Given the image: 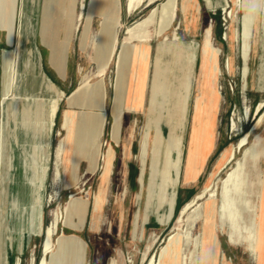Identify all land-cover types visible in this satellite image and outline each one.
<instances>
[{"label": "rangeland", "instance_id": "1", "mask_svg": "<svg viewBox=\"0 0 264 264\" xmlns=\"http://www.w3.org/2000/svg\"><path fill=\"white\" fill-rule=\"evenodd\" d=\"M161 1L153 0V4L147 3V6L127 17L118 28V38H122L126 26L141 19L150 7ZM36 2L35 26H38L42 8L41 24L46 27L49 22H54L57 8H65L71 13L75 8L83 20V13L87 9L89 12L91 0ZM127 2L118 0L116 7L126 10ZM21 6V0H0V27L8 28V31L0 30V54L3 49L13 47L18 25L22 21ZM263 14L261 0H213L210 6L205 0H189L188 3L178 0L176 17L168 23L167 28L160 29L154 20L149 26L150 64L141 105L139 109L123 111L119 143H115L111 136L112 124L115 119L118 121L115 110V116L110 112L116 76L114 59L103 76L106 122L98 139L100 151L98 166L94 171L89 158L79 153L75 125L83 121L87 111L98 105L90 97L93 86L91 89L89 83L99 79L95 72L101 63L100 52L104 46H98L95 55L92 39L98 31L100 20L94 17L86 47L78 46L77 39L66 50L52 47V63L58 69L63 66L62 53H67L63 55L66 61L62 82L48 71L50 48L36 46L41 73L63 91L50 131L46 177L47 159L42 150V135L53 93L44 89L31 63L25 62L23 48L14 80L15 93L3 103L0 68V264H42L44 257V264H51V252L43 254V241L58 207L59 212L63 209V217L56 232L64 234L65 238L76 235L83 240V264H144L151 256H155L153 264H158L162 246L168 243L169 234L174 235L175 239L179 237V242L177 244L174 239L170 243L173 251L168 260H162L161 264H264V21L258 19ZM207 28L210 29L208 41L211 50L217 51L216 74L211 68L210 52L204 53ZM173 33L177 35L176 40ZM80 34L81 31H77L76 38H80ZM157 43L156 56L159 57H155L153 74L149 79ZM172 46L179 48L180 59L174 57ZM63 50L65 52L61 53ZM247 52H250L247 60L249 73L244 80ZM188 54L192 57V65L186 79L181 70L185 68ZM167 63L176 78H171L169 90L161 88L157 94L153 90V82H157V76H162L166 71ZM87 72L92 73L85 75L90 76L89 83L75 95L74 102L78 105L70 103L67 96L79 85L82 73ZM129 75L131 78V73ZM26 78L28 83L24 82ZM129 82L131 84V79ZM173 82L175 87L172 86ZM182 84L186 86L183 104L179 95ZM216 93L217 109L212 106ZM149 94L144 126V110ZM83 100L87 103L84 107L81 105ZM246 106L248 114L245 113ZM64 110L73 112H64L65 125L60 127ZM258 120L259 123L255 125ZM133 121L135 126L130 128L135 127L133 143L129 130L128 142L123 147L125 131ZM149 123L152 125L151 136L147 140ZM155 125L161 126L167 140L172 130L176 132L171 125L181 126L178 176L174 181L173 196L170 197L157 181L150 187L153 182L150 169L151 137ZM246 134V145L242 149L237 148L233 158L221 166L219 161L222 154L235 147ZM59 141L62 151L57 157ZM109 146L114 149V157L108 181H104L103 153ZM92 148L93 145L91 151ZM190 151L194 154V161L187 174ZM62 155L64 168H60L61 173L55 166ZM208 183L213 194L207 191L196 198V202L184 213L182 227L174 230L175 219L184 204ZM71 193H75L77 201L87 203L84 222L77 230L64 222L69 218L78 222L72 205L68 212L65 211L67 203L71 201ZM24 234L28 235L23 239ZM31 234L37 235L27 241ZM58 234L53 235L55 243ZM57 245L54 244L53 248ZM63 264H76L74 256H66Z\"/></svg>", "mask_w": 264, "mask_h": 264}, {"label": "bare ground", "instance_id": "2", "mask_svg": "<svg viewBox=\"0 0 264 264\" xmlns=\"http://www.w3.org/2000/svg\"><path fill=\"white\" fill-rule=\"evenodd\" d=\"M21 1L23 4V6H21V18H22V22L24 23V21H26V19H25L26 12L29 11L30 9H33L34 6L37 5V2H36V0H21ZM142 1L143 0H128L126 8L128 9L129 12H131L135 8H138V6L142 3ZM188 1L189 0H186V3H188ZM205 1L207 2V4L209 6L213 4V0H205ZM152 2H153V0H150L148 3H152ZM222 2L225 3L224 1H222ZM117 3H118V0H91L89 12L91 13V12H95L97 10H102V9H104V7H107L109 9V4H110V7L113 8V7L117 6ZM177 3H178V0H162L157 5H153L152 7H150L145 16H143L141 19H138L133 25L126 27L124 40L127 41V40L137 38L138 40H147L148 41L149 36H150L149 26L154 20H156L160 29L167 28L168 23L174 21V19L176 17ZM262 8L264 9V0H261V9ZM258 19L260 22L262 21V19L264 21V14L262 15V17H260ZM88 21H89V15L87 18V22ZM109 22H110V20L108 18L107 20H104L103 25L105 23H109ZM249 24H250V22H249ZM21 28H23V26L22 27L20 26V29L18 28V32L16 31L17 33L15 36V41H14L13 47L10 50L3 49L1 54H0V64H1L0 68H1V75H2V77H1L2 101L4 103V101L10 95H13L15 93V91L13 90L14 89V80H15V77H16V74L18 71V63L20 60V56H21L23 48H24L25 62H30L32 67H33V70L39 76H41L40 79L42 80L44 89L53 93V97H52V100H51L50 105H49V113L47 116V120L45 122L46 124H45L44 132L42 135V142H43V146H42L43 149L42 150H43V153L45 154V160H46L47 156H48L50 125H51V121L53 118L55 108H56L57 103L63 94V91H61L52 81L48 80L43 74L42 75L39 74L40 73V71H39L40 69H38L40 67L39 62H38L39 58L37 56V53L34 49L33 44L31 46H29L28 48H25L22 45L23 44V34H25L26 32L23 33ZM205 33H206V35H205L206 40L204 43V53L210 52V60L212 63L211 68L214 71V74H216L218 71V67H217V63H216L217 51L214 49L211 50L210 43L208 41L210 29L207 28ZM173 35H174L173 39L176 40L177 35L174 33H173ZM165 39H167L166 36H165ZM24 40H26V39L24 38ZM105 43L106 44H105L103 50L100 52L102 60H101V63L99 65L97 72L95 73L100 78L93 85V89H92L91 94H90L91 99L94 102L95 101L98 102L97 108L102 107L103 98H104V89L102 86V76L105 73L106 67H107L109 61L111 60L114 52L115 51L117 52V50H116V38L115 37L112 39L111 42L109 41V43L108 42H105ZM171 51H172V53L176 59L181 58L180 54H179L180 53L179 48L172 46ZM250 52L249 53L247 52V54H245L246 55L245 56V67L243 68L244 69V73H243L244 74V80H246L248 73H249V68L247 66V60L250 57ZM120 54L121 53L119 52L118 57H117V63L120 61ZM147 55H148V47H147ZM156 57L158 59L159 56H156ZM35 60H36V62H35ZM186 61L187 62H186L185 68L184 69L182 68L181 73L185 74L184 78L187 79L188 78V70H190V67L192 65V57L190 56V54H188L186 56ZM227 66H228V60H227ZM167 67L168 68H166V71L163 72L162 76H157L158 77L157 82L152 81L153 82V90L157 94H158V92H160L161 88H167V90H169L171 87V84H172L171 78H173L174 80L176 78L174 76L173 72H171L170 65L168 63H167ZM186 70H187V72H186ZM89 79H90V76H85L82 79V81L79 83V85L67 97L69 102L74 101V99H76L75 95L80 90H82L87 83H89ZM118 84H119V82H118ZM118 84L116 81L115 87H114L116 92H117L116 95L118 94V89H119ZM245 85H244V88H245ZM172 86L175 87L174 82H173ZM185 89H186V86H184L182 84L180 86V90H179V95L182 97L180 103H182V104H183V100H184ZM116 98H118V97H116ZM85 104H87V103L83 100L81 105L83 106ZM120 104H121L120 101L116 99V103H115L114 107L121 106ZM212 104H213L212 106L217 109V106H218L217 93L214 95ZM19 107H20V103L18 102L17 108L19 109ZM94 108L91 111H87L85 116H84L83 121L79 122V124L76 123V125H75V127L77 129V136L75 137V141L79 145V148H80L79 153L81 155H83V157H87V158L90 154H92V153H90V151H91L90 149H91L92 145L94 146V148H92L94 154L96 152L98 153V151L100 149V144L98 142V139H99L100 130H101V127H102L103 121H104L102 113H100L97 110H94ZM97 108H95V109H97ZM247 108L248 107L246 106V108H245L246 114H248ZM112 114L115 116L114 108L112 109ZM260 120H261V118H260ZM260 120H258L255 125H257ZM64 125H65V120L62 123L63 127H64ZM234 125H235V122L233 120L232 126H234ZM151 127H152V125H151V123H149L147 125V128H148L147 140H148V138L150 139V136H151V133H150ZM180 127H181L180 125H171V129L174 128V130L176 132H174L172 130L170 132L171 133L170 138H169V140H167V137H165L163 132H162L161 126L155 125V129H154L155 131H154L153 136L151 137V140H152V147H151L152 148V158H151V168L150 169H151V176H152L153 182L150 183V187H151V185L154 186V184H156V181H157L158 185L162 186V188L167 191L168 197H170V195L173 196L174 181L178 176V166L180 163L179 144L181 142V138H180L181 135L179 132ZM119 128H120L119 122L115 119L113 124H112V129H111V136H112L113 140L115 141V143H117L119 140ZM134 128L135 127H133L129 132L132 136V139H131L132 143H133V138H134V130H135ZM176 129H178V130H176ZM247 135L248 134L242 136V138L240 139V141L238 142V144L235 147L231 148L228 151H225L222 154L220 161H219L221 166L225 162L229 161L231 159V157L233 158V156L236 153L237 148L242 149V147L244 145H246ZM210 139L213 140L212 136H210ZM212 140L210 141L208 151H210V149H211ZM142 143H143V140H142ZM131 149H132V145H131L129 150L131 151ZM61 151H62L61 141H59V144H58L57 149H56V156L57 157L60 155ZM113 154H114V149L111 146H109L107 151L103 153V159L105 161V166H104V171L102 173V177H103L104 181H108V176L111 172V163H112V159H113ZM130 155L131 154L129 153V156ZM193 161H194V154L190 151V153L188 155V161H187V169H186L187 174L190 173V170L193 166ZM244 168H245V166H244ZM242 182H243V180H242ZM246 182H248V180ZM207 191L210 192V195L213 194V191L211 190L209 183L206 184L201 189V191L198 192L191 200H189L188 202H186L184 204V206L182 207V209L180 211V214L175 219L174 230L180 229L182 227L183 216H184V213L186 212V210L189 208V206L193 202L194 203L196 202L195 201L196 198L202 197ZM74 196H75V193H71V195H70L71 201H69L67 203V206L65 207V211L68 212L70 206L72 205V207L74 209V213L77 214V216H78L77 217L78 222L72 221L71 218H69L68 221L64 220V222H66L67 225H69L72 229L77 230V229L81 228V226L84 222L85 213L87 211V203L85 201L84 202L77 201L76 198H74ZM241 196H242V194H241ZM97 201H98V199H97ZM96 204H97V202H96ZM236 205H237V203H236ZM60 213H61V215H60ZM62 217H63V209L61 208V210L59 212V207H58L53 213V220H52L51 226H48V228L46 230V234L44 236L45 238L43 241V254L46 255L47 253L51 252V254H50V263L51 264H63L65 257L68 256L69 254H72V256H74L76 264H83V262L85 260V244H84L83 240L79 236H76V235L65 238L64 234L59 235L56 232V230L58 228V223L60 221V218H62ZM244 218H245V216H244ZM225 219H227V218H225ZM54 234L59 235L58 238L56 239L57 240L56 243H55V239L53 238ZM168 236H169L168 243L162 246V250H161L160 255H159L160 259H159L158 264H161L162 260H168L170 254L173 251L170 248V243L175 239L174 238L175 236L172 234H169ZM231 238H232V236H231ZM242 240H243V238H242ZM175 242L178 244L179 237H177L175 239ZM54 244H58V245L55 248H53ZM172 248H173V246H172ZM44 261H46L45 257L43 258L42 264H44ZM154 261H155V256H151L150 260L146 261L144 264H153ZM110 264H117V263L111 262Z\"/></svg>", "mask_w": 264, "mask_h": 264}, {"label": "crops", "instance_id": "3", "mask_svg": "<svg viewBox=\"0 0 264 264\" xmlns=\"http://www.w3.org/2000/svg\"><path fill=\"white\" fill-rule=\"evenodd\" d=\"M144 1H145V3H144ZM149 1L150 0H148V2ZM148 2H147V0H143L142 3L140 4L141 6L139 5L138 8H135L131 12H129L127 8H126V10H125V8L121 9L120 6H119V8H117L115 6L113 8H109V9L105 8V9L97 10V11L91 12V13L87 12L88 11V9H87V11H85V13H83V18H82L83 20H81L80 16L77 15L75 8H74L73 13H71L69 11L67 12V10H65V8H57V11L55 13L54 22H49V24H47L46 27H44L43 24H41L42 8L39 11L38 26L37 27L35 26V19L37 16V12H36L35 7H34L33 9H30L29 11L26 12V15H25L26 21H24V23L21 21L20 24L18 25L19 29H20V26L21 27L23 26V28H21L23 33L26 32L25 34H23V44H22L25 48H28L29 46H31L33 44V46L35 47V51L37 53V56H39V51L36 48L37 45L40 47H49L50 48V56L48 59L49 60L48 61L49 62L48 71L53 73L55 75L54 77L59 79L61 82L64 81L62 75H64V72H65V61H66V59H64L66 56L64 57L63 55H67V53L64 50L60 51L61 53L62 52H65V53L64 54L62 53L63 66L58 69L52 63V59H51L52 47L64 48L66 50V48L71 46L73 41H75L76 39L78 41L77 42L78 46H81V48L86 47L87 43H88L87 42V37L89 35L88 33L92 28V24H93L92 22H93L94 17H97L100 20L98 23V27H99L98 31H96L95 36L92 39V44H93V48L95 51V55L97 54L96 49L98 46H105V44H106L105 42L109 43V41L111 42L114 37L116 38V50H117V52L116 51L114 52L109 63L112 61V59L115 60V67H114L115 68V74H116L115 83H116V81H117V84L119 82L118 85L120 87L117 100H119L121 102V104H120L121 106L114 107L115 103H116V93H117L115 89H113V97H112L111 104H110V112H112V109L114 108V110L118 116V122L120 125L119 140L117 143H119L121 140V127H122L121 118H122L123 111L127 110V109L128 110L129 109L134 110V109L140 108L141 99H142L143 92L145 89L146 78L148 79V71H149V64H150V61H149L150 60L149 59V57H150V43L147 40H138L137 38L125 41L124 40L125 31H124V35L122 36V38L119 39L118 38V28L122 26L123 22H125L127 17H129L134 11L138 10L139 8L147 6ZM61 15H63L64 18H60ZM76 15H77V17H76ZM88 15H89V21L87 22ZM108 18H109L110 22L105 23L103 25L104 20H107ZM83 21H85V22H83ZM136 21H133V23L131 25H133ZM14 22H15V17L13 20V25H14ZM3 29L8 31L7 27L1 26L0 30H3ZM79 30L81 31L80 36L82 38L81 37L76 38L77 37V31H79ZM35 31H36V34H35ZM191 33L194 34L192 31H191ZM24 38L26 40H24ZM158 43H157V46L155 49L154 58L151 62L152 69L150 72L149 79H151L152 74H153V70H154L153 63H154V60H155V57L157 54ZM118 45H119V47H118ZM147 47H148V55H147ZM119 52L121 53L120 54V61L117 63V57H118ZM24 58H25V56H24ZM35 62H36V60H35ZM109 63H108V65H109ZM97 65H98V63H97ZM108 65H107V67H108ZM40 66H41V64H40ZM107 67H106V69H107ZM38 69H41V68L39 67ZM27 70H28V68L26 69V72H27ZM39 71H40L39 74L42 75L41 70H39ZM105 72H106V70H105ZM130 73H131V78L129 75ZM91 74L92 73H89V72L82 73L81 80L83 79V77L85 75H91ZM104 74H103V76H104ZM44 76L46 77V75H44ZM103 76H102V86L104 89L103 103H102V107H100V108L98 107L96 109L97 111L102 113V116L104 118L99 137L102 134V130H103L105 122H106V118H105L106 89H105ZM39 77H41V76H39ZM46 78L48 80H50L48 77H46ZM98 78H100V77L98 76ZM130 79L132 81L131 84L129 82ZM81 80H80V82H81ZM24 82H27V78H26V81H24ZM95 83H89L90 88ZM115 83H114V87H115ZM22 91L24 94L27 93L25 88H23ZM149 99H150V94L148 96L147 106L144 110V116H145L144 123H143L144 126H146V122H147V110L149 107ZM70 103H72V104L74 103L75 105H78L74 101H71ZM57 105H58V103H57ZM56 109H57V106L55 108V111H56ZM55 111H54V114H55ZM65 111H71V110H64L63 111L60 127L62 126V122L64 120L63 116H64ZM71 112H73V111H71ZM54 114H53V117H54ZM112 122H113V119H112ZM52 125H53V118H52L51 125H50V131H51ZM131 126H135V121H133L129 125L127 130L125 131V136H124L123 141H122L123 147H124V143L128 142V139H129L128 138V131L130 130ZM63 130L65 131V128H63ZM99 151H100V149H99ZM99 151H98V153L96 152L94 154L93 150H92L90 152L92 154H90L88 156V158L92 164V171H94L96 169V167L98 166L97 161H98ZM123 156H124V161L127 160V157L125 155V149L123 152ZM49 157H50V133H49V146H48V157H47L45 177H46V173H47V169H48ZM113 157H114V154H113ZM59 159H61V160H59V161L57 160V164L55 166L57 168V171L63 166L64 156L63 155L60 156ZM18 165H19V154H18ZM76 166H77V163H76ZM62 168H64V166ZM111 168H112V163H111ZM59 171L61 172V169ZM44 180H45V178H44ZM43 189H44V181H43ZM42 202H43V200H42ZM41 207H42V204H41ZM41 215H42V211H41ZM41 228H42V221H41ZM27 235L28 234H24L23 239ZM33 235H37V234L29 235V238L27 241H29Z\"/></svg>", "mask_w": 264, "mask_h": 264}]
</instances>
